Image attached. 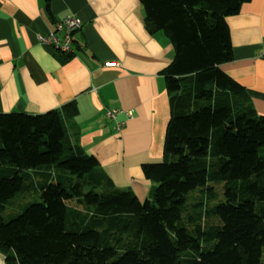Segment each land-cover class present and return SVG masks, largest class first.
<instances>
[{
  "label": "trees",
  "instance_id": "trees-1",
  "mask_svg": "<svg viewBox=\"0 0 264 264\" xmlns=\"http://www.w3.org/2000/svg\"><path fill=\"white\" fill-rule=\"evenodd\" d=\"M139 1L149 32L175 50L163 71L164 159L142 167L149 197L116 188L81 147L74 102L0 114L4 264H264V116L221 69L233 59L227 19L251 0ZM198 189L207 203L187 199ZM32 191L41 202L6 221L7 206Z\"/></svg>",
  "mask_w": 264,
  "mask_h": 264
},
{
  "label": "crops",
  "instance_id": "crops-1",
  "mask_svg": "<svg viewBox=\"0 0 264 264\" xmlns=\"http://www.w3.org/2000/svg\"><path fill=\"white\" fill-rule=\"evenodd\" d=\"M68 17L82 29L62 62L40 37ZM227 23L233 59L221 69L264 116V0L243 4ZM174 58L169 36L149 32L139 0H0V114L41 115L74 102L78 143L141 202L153 185L143 165L164 159L171 109L163 71ZM111 109L122 111L120 132L106 117Z\"/></svg>",
  "mask_w": 264,
  "mask_h": 264
},
{
  "label": "built area",
  "instance_id": "built-area-1",
  "mask_svg": "<svg viewBox=\"0 0 264 264\" xmlns=\"http://www.w3.org/2000/svg\"><path fill=\"white\" fill-rule=\"evenodd\" d=\"M82 29V21L76 17H68L63 21L57 23L55 31L48 36H41L40 41L51 46L56 52L65 55H73L74 48V34ZM108 67L116 66L115 63L107 64ZM122 113L121 110L111 109L106 113V117L116 123V131L120 132L124 124L117 121L118 116Z\"/></svg>",
  "mask_w": 264,
  "mask_h": 264
},
{
  "label": "rangeland",
  "instance_id": "rangeland-1",
  "mask_svg": "<svg viewBox=\"0 0 264 264\" xmlns=\"http://www.w3.org/2000/svg\"><path fill=\"white\" fill-rule=\"evenodd\" d=\"M209 186H213L215 188L216 193L218 195H221V191H222V187H223L222 184H216L215 183V184L209 185ZM207 194H208V192H202L201 189H198L195 192L188 194L187 199L189 201H194L198 197H200L202 199V196H204L203 202L207 203L206 202L207 201L206 200ZM222 198H223V194H222ZM37 202L38 203L41 202L40 192L36 193V192L32 191L30 193H24V194L19 195L17 197V199L14 200V203L12 205L7 206V208L4 212L5 220L8 221V220L16 217L17 215L21 214L29 204L37 203ZM3 262H4V257H3Z\"/></svg>",
  "mask_w": 264,
  "mask_h": 264
},
{
  "label": "bare ground",
  "instance_id": "bare-ground-1",
  "mask_svg": "<svg viewBox=\"0 0 264 264\" xmlns=\"http://www.w3.org/2000/svg\"><path fill=\"white\" fill-rule=\"evenodd\" d=\"M0 264H4V262H3V257H2L1 254H0Z\"/></svg>",
  "mask_w": 264,
  "mask_h": 264
}]
</instances>
